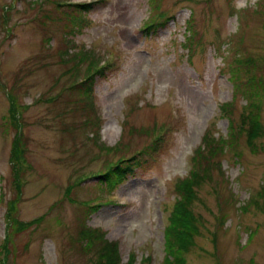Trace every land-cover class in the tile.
<instances>
[{
  "label": "rangeland",
  "instance_id": "obj_1",
  "mask_svg": "<svg viewBox=\"0 0 264 264\" xmlns=\"http://www.w3.org/2000/svg\"><path fill=\"white\" fill-rule=\"evenodd\" d=\"M192 165L175 264H264V0H0V264H170Z\"/></svg>",
  "mask_w": 264,
  "mask_h": 264
},
{
  "label": "trees",
  "instance_id": "obj_2",
  "mask_svg": "<svg viewBox=\"0 0 264 264\" xmlns=\"http://www.w3.org/2000/svg\"><path fill=\"white\" fill-rule=\"evenodd\" d=\"M91 6H92V3L74 4V7L78 8L79 10H88L90 9ZM69 18L75 21H78L76 17L75 9L73 10ZM160 24H162V22H160ZM154 26L155 24H152L150 27H154ZM148 27H149L148 25L144 26L146 30L148 29ZM194 36L195 35L187 36V37L185 36L184 40L186 44L191 42V40H196ZM195 44H197V42ZM184 47L191 49L192 46L188 44V46L184 45ZM245 59H247V57H245ZM245 59L241 58L237 52H233V62H234V64H232L233 69L237 70L238 72V69L240 67V69L242 70L240 65H242V62H244ZM73 67L75 68V66ZM77 68H81V67H77ZM92 74H90V76H88V78L83 81V84L76 85V86H84V88H86L85 90L89 91V87L92 83ZM231 82L234 86V80H231ZM236 83L239 84L238 81H236ZM248 90H251V89L245 86V91H248ZM89 92H86V95H85L86 101L90 99L91 94ZM88 103L90 105V102ZM13 110H15V108ZM13 118H14V114H13ZM17 143H19V149H14V155L16 154L18 150L20 153H22L21 142L17 141ZM200 148L201 147L199 146V149ZM122 167H124V169ZM194 168L195 166L192 165L189 171V174H190L189 177H191V175L193 174ZM128 169L129 168L122 166V165H116V166L114 165V167L109 168L106 172L100 173L99 175L101 178L105 179L109 187H112L114 185L119 184V181L125 175L126 170ZM193 175L194 176L192 179H188L189 177L187 176L188 178L186 177L184 179V182L178 186V199L173 204L172 209L168 216V223L164 227V239H165V244L168 248L166 250L165 259L168 260V256H169L172 259L170 264H175V262H177L178 259L183 257V255L186 253L189 247L193 244V235L197 232V229H198V227H196L197 224H196L194 213L190 209V204H191L193 197L195 196L194 189H193L194 184H196L199 180L206 177L207 174H204L201 171H198ZM10 222L12 223V221ZM100 256L105 257L107 259V262H106L107 264H118V259H119L118 252H117V249L112 244ZM177 256H180V257L176 258Z\"/></svg>",
  "mask_w": 264,
  "mask_h": 264
},
{
  "label": "clouds",
  "instance_id": "obj_3",
  "mask_svg": "<svg viewBox=\"0 0 264 264\" xmlns=\"http://www.w3.org/2000/svg\"><path fill=\"white\" fill-rule=\"evenodd\" d=\"M238 7H240V5H238Z\"/></svg>",
  "mask_w": 264,
  "mask_h": 264
}]
</instances>
